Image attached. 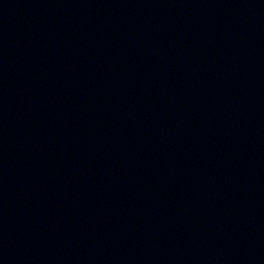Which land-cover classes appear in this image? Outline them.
I'll list each match as a JSON object with an SVG mask.
<instances>
[{
	"label": "water",
	"instance_id": "water-1",
	"mask_svg": "<svg viewBox=\"0 0 264 264\" xmlns=\"http://www.w3.org/2000/svg\"><path fill=\"white\" fill-rule=\"evenodd\" d=\"M0 89L34 264H264V0H0Z\"/></svg>",
	"mask_w": 264,
	"mask_h": 264
}]
</instances>
